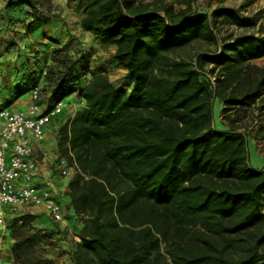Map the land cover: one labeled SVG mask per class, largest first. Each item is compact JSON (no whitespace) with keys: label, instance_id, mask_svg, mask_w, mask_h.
Here are the masks:
<instances>
[{"label":"trees","instance_id":"1","mask_svg":"<svg viewBox=\"0 0 264 264\" xmlns=\"http://www.w3.org/2000/svg\"><path fill=\"white\" fill-rule=\"evenodd\" d=\"M8 1L30 17L25 35L39 29L36 0ZM181 3L83 0L80 27L115 47L128 92L104 72L75 89L77 50L53 49L44 68L46 108L71 92L84 103L56 143L73 167L68 206L82 220L70 264H264V170L249 167L245 133L216 129L212 115L214 97L223 112L264 100V67L249 64L264 43L243 34L218 45L211 15ZM196 43L205 51L194 61L182 52ZM33 72L22 74L30 90ZM35 218L10 217L13 264H58L53 234Z\"/></svg>","mask_w":264,"mask_h":264},{"label":"rangeland","instance_id":"2","mask_svg":"<svg viewBox=\"0 0 264 264\" xmlns=\"http://www.w3.org/2000/svg\"><path fill=\"white\" fill-rule=\"evenodd\" d=\"M36 1L38 2L37 7L44 11L45 14L54 15L60 12V8L57 5L51 4L50 0ZM181 1L165 0V2L173 3L175 11L185 7V4L181 3ZM8 2L7 6L9 8H7L11 13L8 14L10 18L7 19V22L9 24H15L19 22L21 15L16 16L17 12L13 11L12 7H10L13 4L9 5ZM190 3L194 12L206 11L211 15L214 21L215 31L218 35V45H221L224 40L228 41L243 34H254L264 43V0H190ZM67 5L72 16L77 17L79 9L81 8V1L68 0ZM46 7H49V9L47 10ZM219 10H223L224 13L218 14ZM22 17L26 18L24 16ZM233 17H236L242 25L236 24L233 21ZM91 41H94L92 37ZM17 45L15 41L8 42L7 50ZM73 47V51H79L84 57L78 63V67L81 69V78L75 82V89L85 85L91 75L104 72L108 74L109 79L116 87L127 92L130 90L131 81L126 74V70L114 63L110 50L102 47L99 48L87 40H83L82 42L80 41V36L76 38V41L74 40ZM196 51L204 52L205 45L196 43L186 48L182 54L185 57L194 58ZM193 60L195 61V58ZM35 62L37 63L39 60ZM249 64L264 67V51L257 58L249 61ZM210 67L211 65H204L205 70L210 69ZM44 68L38 71L33 70L36 72H33L34 75H31L34 77L32 79L43 90L44 95H49L50 89L44 78ZM2 70L0 69V77H3L4 83L0 84V94L3 90L13 96L0 109L7 108L8 106L11 109H21L27 104V100L29 101L31 95L30 87L33 82L30 78L16 81L11 77L16 71L9 74H2ZM211 79L213 80L212 77ZM72 93L74 92L70 94ZM20 96H24V98H19ZM63 100L64 102L68 101L65 98ZM263 105L264 100L256 101L249 106H234L223 112L224 104L216 97L212 99L213 126L219 130H226L230 127L237 128L239 131L245 133L249 167L252 169L256 167L262 170H264V110L261 109ZM56 139H58V130ZM63 208L64 221L62 223L52 221L41 212L36 213L37 218L33 219V221L37 227L52 232V244L54 246L51 247L50 253L53 257L57 258L58 264H70L68 256L75 244L79 241L77 235L82 227V220L69 208L68 203L63 202ZM262 210L264 212V194L262 196ZM10 222V217L0 219V251L1 253L4 252L8 246V251L11 255L13 241L10 239L7 229Z\"/></svg>","mask_w":264,"mask_h":264},{"label":"crops","instance_id":"3","mask_svg":"<svg viewBox=\"0 0 264 264\" xmlns=\"http://www.w3.org/2000/svg\"><path fill=\"white\" fill-rule=\"evenodd\" d=\"M81 1V6L83 0ZM8 0H0V69L2 74H9L15 72L11 77L12 79L19 81L22 80V74L28 70H39L47 65L51 64L50 54L53 49L59 48L65 51L73 52V42L80 36V41L87 40L97 47H102L110 50L111 54L114 53L115 47L113 45H102L98 41H91V35L83 31L80 27L81 8L76 16H72L68 9V0H50L51 4L57 5L60 8L58 14H45L44 12H37L35 17L41 19V25L38 30L30 35H25V29L30 21V17L22 16L19 22L9 24L7 22L8 14L11 13L7 8ZM15 14V13H14ZM16 16H18L16 14ZM29 17V19H28ZM15 41L17 46L7 50V43ZM39 62H35L38 61ZM35 62V63H34ZM4 83L3 77H0V84ZM13 96L7 91H1L0 94V107L4 105L10 97ZM19 98H24L20 96ZM75 98V101H74ZM68 101L65 102V106L62 113L52 119L45 127V137L42 143L36 144L34 142L36 152L38 153L37 163L38 170L34 177L37 183L49 184L56 192L57 196L63 202L68 203V198L65 195L68 180L72 175L66 178H58L54 175V160L57 155V130L60 125L66 123L73 117L75 111L82 108L84 103L76 93H72L65 97ZM70 102V103H69ZM30 103L27 100V104L21 109L9 108L11 110H25ZM46 151L47 155L41 157L40 150ZM258 169V168H253ZM5 217H11L10 214H6ZM4 217V218H5ZM65 224V223H64ZM7 249L1 253L0 251V264H13L12 257Z\"/></svg>","mask_w":264,"mask_h":264},{"label":"built area","instance_id":"4","mask_svg":"<svg viewBox=\"0 0 264 264\" xmlns=\"http://www.w3.org/2000/svg\"><path fill=\"white\" fill-rule=\"evenodd\" d=\"M45 74V71H43ZM65 106L63 99L49 108L41 103V89L31 90L25 110L0 109V219L22 213H43L54 222L64 221V208L57 192L46 183H37L38 163L35 146L45 137V127L57 118ZM41 157L47 155L40 150ZM54 175L66 178L73 172L58 153L54 160Z\"/></svg>","mask_w":264,"mask_h":264}]
</instances>
